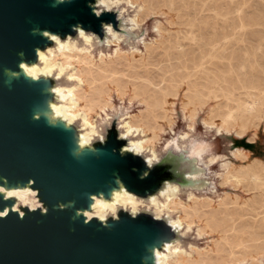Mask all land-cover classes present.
<instances>
[{
  "label": "rangeland",
  "instance_id": "rangeland-1",
  "mask_svg": "<svg viewBox=\"0 0 264 264\" xmlns=\"http://www.w3.org/2000/svg\"><path fill=\"white\" fill-rule=\"evenodd\" d=\"M113 12L122 42L77 66L80 107L103 135L128 121L158 169H177L167 210L186 255L168 263L264 264V0H127Z\"/></svg>",
  "mask_w": 264,
  "mask_h": 264
},
{
  "label": "water",
  "instance_id": "water-1",
  "mask_svg": "<svg viewBox=\"0 0 264 264\" xmlns=\"http://www.w3.org/2000/svg\"><path fill=\"white\" fill-rule=\"evenodd\" d=\"M87 2L71 0L53 7L56 0H0V177L8 181H0V186H23L31 179L47 208L45 215L21 209L26 213L23 219L11 210L0 218V264H152L149 250L157 247L165 254L164 245L178 246L177 237L184 229L174 232L149 215L133 219L123 211L118 213L119 221L109 219L107 226L95 219L84 224L83 217L76 215L77 209L88 207L89 194L103 193L107 199L118 181L127 192L144 197L178 173L171 166L158 169L157 157L148 164L151 155L145 156L144 151L140 157L121 154L122 147L138 140L134 135L118 140L124 123L105 132L104 144L97 139L93 150L77 152V138L85 132L82 121L77 129L65 127L62 121L50 124L42 114L36 115L49 102L57 104L49 89L58 84L43 78L32 81L17 67L21 60L34 62L33 49L47 43L32 29L63 36L71 33V25L80 23L103 38L102 23L124 28L116 13L96 17ZM20 52L22 57L17 55ZM143 173L147 176L140 179ZM183 178L195 185L197 172ZM13 203L0 201V211ZM165 213L160 215L165 218Z\"/></svg>",
  "mask_w": 264,
  "mask_h": 264
},
{
  "label": "clouds",
  "instance_id": "clouds-1",
  "mask_svg": "<svg viewBox=\"0 0 264 264\" xmlns=\"http://www.w3.org/2000/svg\"><path fill=\"white\" fill-rule=\"evenodd\" d=\"M71 0H57L53 7L57 4L70 3ZM127 0H88L86 6L91 9V12L96 17H100L102 13L113 12L116 7L125 6ZM127 23L130 25L129 31L136 28V21L134 19H129ZM71 33L61 34L52 33L47 30L32 29L35 33L39 31L41 37L45 38L47 43L43 48L36 47L33 49L35 55V61L32 63H27L23 60L17 65L18 69L24 74L26 78H30L32 81L40 80L41 78L45 80H50L51 82L65 80L67 85H56L52 83L49 91L55 95L56 103L58 104L57 110L52 114L51 118L53 120L62 121L65 127H72L77 121H84L89 115L87 111L80 107L82 97L80 95L81 88L84 84L83 77L79 74L78 65L82 63L84 57H91L96 46H111L112 43L119 45L122 40L121 29H114L111 23L101 24V30L103 32V38L90 29L84 27L80 23L70 26ZM48 42H51L50 44ZM18 56H23L24 53L20 52ZM8 70L5 69V72ZM16 75V73H13ZM53 101V99H52ZM33 119H38L37 116H33ZM76 131V130H75ZM106 135L96 133L92 139H84L79 142L78 148L80 150L89 149L93 150V144L95 140H99L100 144L106 142ZM118 140H124L122 136L118 133ZM121 148L120 152L130 153L134 157H140L139 153H133L131 150ZM115 151V150H113ZM135 171V169H134ZM146 173V172H145ZM143 173L139 178L144 179L147 175ZM0 181L7 183L5 177H0ZM119 183V181H118ZM121 184V183H120ZM119 184V185H120ZM174 184L173 181L165 180L161 185L152 193L146 194L144 197H138L136 194L131 192H125L128 200L121 203L120 200H113L110 193L109 198H105L103 193L89 194L87 208H81L76 210V215L83 217V223L88 224L94 219L98 221L101 226H107L109 219L116 222L119 221V212L123 211L127 213L131 218H136L140 214H146L151 216L154 221H164L163 215H158L156 211L149 207L143 211L140 208V204L145 202V199L155 203L156 198L165 190L169 185ZM33 180H28L27 183L20 186L17 184L14 188H5L0 186V201L13 200L14 203L9 207H4L3 211H0V218L7 217L9 211L17 213L18 217L23 219L25 212L21 209H27L29 213H34L39 210L41 215L47 213V208L44 206L43 202L39 199V189L35 188ZM181 185L175 184L174 191L179 195ZM23 193V195H22ZM139 201L138 203H133V201ZM64 205H58L61 210L64 209ZM169 224L172 227H176L175 224L169 220Z\"/></svg>",
  "mask_w": 264,
  "mask_h": 264
},
{
  "label": "bare ground",
  "instance_id": "bare-ground-1",
  "mask_svg": "<svg viewBox=\"0 0 264 264\" xmlns=\"http://www.w3.org/2000/svg\"><path fill=\"white\" fill-rule=\"evenodd\" d=\"M133 19L136 21L135 18H133ZM132 51L137 52V50H132ZM54 97H55V95H54ZM57 107H58V104H53V103L49 102L48 105H47V109L45 111H43L42 113H37L36 115L38 116L39 114H42L43 116H45L48 119V121H49L50 124H55L56 122H60V121L59 120H53L51 118V116H52L51 112L54 114L55 111L57 110ZM82 124H83V126L85 128V132L82 133V134H80V136H78V138H77L78 144H79L80 141H82L84 139H92L94 137V135L96 133H98L96 126L94 125V127H93V125L88 121L87 118L84 121H82ZM122 128H123V133H122L121 136L123 138H128L129 136H132V135L137 136L139 133H141L140 131L134 129L130 125V123L128 121L124 122V124L122 125ZM206 128L208 130L213 129L214 132H215V134H216V136L230 135V134H226L225 132L218 133L217 130L215 128H212V127H206ZM186 135H187V133L184 134V135H182L181 138L184 139L186 137ZM144 140L145 139H138V140H135V141H131L122 150L127 149V150H131L133 153H139V154H141L143 151L146 150V148H144L145 147ZM80 151L81 150L78 148V151L77 152H80ZM235 151H237V150H235ZM235 151H231V152L234 154ZM155 158H156V155H155L154 151L153 152L151 151V158L148 159V164H150L151 161L153 159H155ZM119 184L120 183H118V187L116 189H113L112 190L113 192L111 194V198L114 201L118 199L123 204L124 202H126L128 200V197L125 195V192H127V191L125 190V188L121 184L120 185ZM5 188L7 189V187H5ZM22 195H23V193H22ZM161 195L163 196V202H159L156 199L155 203H152V202L151 203L156 208L155 210H156V213L158 215H160L162 212L167 211L165 213L166 216H165V219H164L163 222L166 223L172 231L178 232L179 230H181L183 228V224H180V222L178 221V217L177 218H173L171 216V214L168 213L169 210H167L168 202L170 204V203H172L173 200H177L176 199L177 198V193L174 191V187L171 186V185H169L168 187L165 188V190L161 193ZM109 196H110V194H109ZM133 203H138L139 204V201L138 200L137 201H133ZM169 220L172 222V224H175L176 227H172L169 224ZM186 229L188 230L189 228L186 227ZM163 248L166 250V253L165 254L162 253V252H160L157 249V247H153L152 249L149 250V253H150V261L152 262V264H169L170 262L168 263V260L169 259H173L174 260L175 257L178 254H184V255H186L183 251H181L178 248L177 245H173V244L166 243Z\"/></svg>",
  "mask_w": 264,
  "mask_h": 264
},
{
  "label": "crops",
  "instance_id": "crops-1",
  "mask_svg": "<svg viewBox=\"0 0 264 264\" xmlns=\"http://www.w3.org/2000/svg\"><path fill=\"white\" fill-rule=\"evenodd\" d=\"M242 150V149H241Z\"/></svg>",
  "mask_w": 264,
  "mask_h": 264
}]
</instances>
